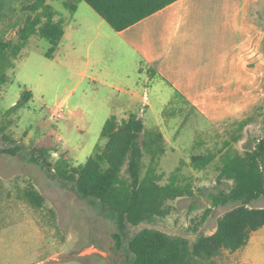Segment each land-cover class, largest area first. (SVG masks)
Listing matches in <instances>:
<instances>
[{
  "label": "rangeland",
  "instance_id": "374dc122",
  "mask_svg": "<svg viewBox=\"0 0 264 264\" xmlns=\"http://www.w3.org/2000/svg\"><path fill=\"white\" fill-rule=\"evenodd\" d=\"M26 3H20L21 7ZM49 4L66 31L58 51L48 58L50 44L32 37L14 67L6 71L7 83L0 86V130H4L0 131V264H130L131 253L116 247L115 235L121 233L116 217L100 203L79 197L70 185L48 173L31 152L34 144L48 142L56 148L50 161L68 152L71 165H82L104 146L101 134L106 121L122 118L127 111L128 116L142 118L146 132L158 129L164 138L165 153L158 163V174L164 175L160 184L168 183L176 172L193 191L192 196L169 201L165 217L129 226L128 237L144 228L191 243L201 234L212 235L218 219L235 205L213 207L211 195L228 192L232 182L218 180V158L206 169L195 170L191 157L218 154L226 143L232 154L243 155L264 138V72H256L261 81L244 95L238 106L244 111L238 117L212 123L188 110L169 86L146 82L147 73L137 78V56L121 48L119 38L106 50L88 49L93 35L83 37L80 27L102 19L87 3L49 0ZM73 4L75 10L70 8ZM257 20L264 32V6L258 7ZM14 25L9 27L17 28ZM24 92L31 93L30 100L8 115ZM61 104L63 118H51ZM3 135L24 144L25 150L14 156L6 153L9 142ZM149 163L150 156L145 154L144 167ZM30 185L45 199L43 208H35L24 198L23 191ZM251 206L264 207V196ZM255 235L246 247L235 253L223 250L209 264H264V228Z\"/></svg>",
  "mask_w": 264,
  "mask_h": 264
},
{
  "label": "trees",
  "instance_id": "16d2710c",
  "mask_svg": "<svg viewBox=\"0 0 264 264\" xmlns=\"http://www.w3.org/2000/svg\"><path fill=\"white\" fill-rule=\"evenodd\" d=\"M27 1L21 7L29 13L16 38L0 39V86L7 83L6 71L14 67L22 50L32 37H39L50 44L46 56L52 58L65 35L62 21L48 0ZM87 3L115 32H121L158 12L177 0H79ZM75 10L76 6L70 7ZM24 92L21 99L7 113L12 114L31 98ZM243 128V126H241ZM2 133L4 130H0ZM5 152L17 155L24 151V144L10 140ZM101 137L105 140L97 150L79 166L69 163L68 152L50 161L56 149L48 142L33 145V158L48 173H53L64 185H70L81 198L92 199L104 210L112 213L121 233L115 235L117 249L126 248L131 253L130 264H209L223 250L234 253L245 247L251 235L264 227V207L251 204L264 196V138L258 139L253 148L243 155L221 152L194 155L191 166L204 170L219 156V181H231L228 192L211 195L213 207L234 204L217 223L212 235L201 234L191 243L188 239L165 232L144 228L128 237L129 226L137 227L169 214L167 203L183 196H192L190 184L179 180L176 172L169 182L160 184L163 174H158V163L165 153L164 138L157 130L146 132L143 120L131 115L123 123L115 117L108 119ZM228 143L225 144L227 148ZM150 163L144 167V155ZM24 198L35 208H43L45 199L30 185L23 191Z\"/></svg>",
  "mask_w": 264,
  "mask_h": 264
},
{
  "label": "crops",
  "instance_id": "0c3cea01",
  "mask_svg": "<svg viewBox=\"0 0 264 264\" xmlns=\"http://www.w3.org/2000/svg\"><path fill=\"white\" fill-rule=\"evenodd\" d=\"M22 1L0 0V39H14L23 28L29 13L19 10ZM263 6L264 0H177L121 32L102 18L79 31L86 38L93 35L90 50L111 48L119 38L120 47L137 56V78L147 73L146 82L169 86L188 110L212 123L222 122L244 111L238 107L240 102L261 81L256 72H264V32L257 9ZM10 23L17 28L9 27ZM128 112L113 117L123 123L135 115Z\"/></svg>",
  "mask_w": 264,
  "mask_h": 264
},
{
  "label": "built area",
  "instance_id": "2783aa9c",
  "mask_svg": "<svg viewBox=\"0 0 264 264\" xmlns=\"http://www.w3.org/2000/svg\"><path fill=\"white\" fill-rule=\"evenodd\" d=\"M63 113H64V104H61L54 112H52L51 118L53 119L63 118Z\"/></svg>",
  "mask_w": 264,
  "mask_h": 264
}]
</instances>
